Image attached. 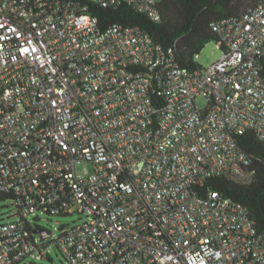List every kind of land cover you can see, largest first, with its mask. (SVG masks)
Listing matches in <instances>:
<instances>
[{"label":"built area","instance_id":"1","mask_svg":"<svg viewBox=\"0 0 264 264\" xmlns=\"http://www.w3.org/2000/svg\"><path fill=\"white\" fill-rule=\"evenodd\" d=\"M90 2L163 16L160 0H0V194L17 215L0 264L50 240L68 264H264V230L211 186L256 177L239 138L264 140V0L214 20L222 55L195 68L138 26L100 28ZM60 209L87 219L31 230Z\"/></svg>","mask_w":264,"mask_h":264},{"label":"trees","instance_id":"2","mask_svg":"<svg viewBox=\"0 0 264 264\" xmlns=\"http://www.w3.org/2000/svg\"><path fill=\"white\" fill-rule=\"evenodd\" d=\"M87 5L86 12L98 18L100 28L105 29L112 24L138 26L166 48H172L182 66L191 68L198 66L194 58L205 45L218 39L211 23L224 16L239 14L247 8L243 0H160L163 16L160 21H153L146 14L125 4L104 7L90 2ZM261 67L264 73V64ZM239 141L253 156L256 177L247 185L217 177L211 182V186L246 205L257 229L264 230V140L255 133L248 132L240 136ZM6 199L8 196L0 194V200ZM57 206L60 207L61 204L57 203ZM46 214L70 215L63 209L55 214L47 211ZM44 229L46 228L40 226L39 220L36 219L31 230ZM54 243V240L48 241L50 246ZM47 258L52 260L50 254ZM65 259L67 260L66 257Z\"/></svg>","mask_w":264,"mask_h":264},{"label":"rangeland","instance_id":"3","mask_svg":"<svg viewBox=\"0 0 264 264\" xmlns=\"http://www.w3.org/2000/svg\"><path fill=\"white\" fill-rule=\"evenodd\" d=\"M243 2L245 7H248L256 3L257 0H243ZM221 55L222 52L220 49H218L216 41L212 40L205 45V47L202 49L199 55L194 58V60L198 65L208 66L217 61ZM198 102L202 106H205L207 103V101L202 97L198 98ZM80 168L81 167L79 166V169ZM15 211L16 209L12 199L0 200V221L16 220L17 215L14 214ZM40 218V226L52 231L54 236L59 235L62 226H72L87 219L84 214H80L78 212L66 216L42 213L40 214ZM49 254L52 257V260L49 258L42 259L34 256L27 257L21 264H68L60 249L54 244L50 246Z\"/></svg>","mask_w":264,"mask_h":264}]
</instances>
